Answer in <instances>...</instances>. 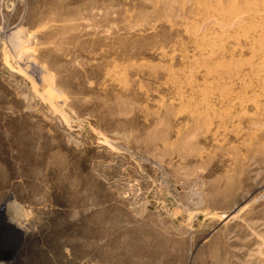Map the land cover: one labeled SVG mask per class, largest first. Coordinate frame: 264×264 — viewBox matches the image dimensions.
<instances>
[{
    "label": "rangeland",
    "instance_id": "obj_1",
    "mask_svg": "<svg viewBox=\"0 0 264 264\" xmlns=\"http://www.w3.org/2000/svg\"><path fill=\"white\" fill-rule=\"evenodd\" d=\"M264 264V0H0V258Z\"/></svg>",
    "mask_w": 264,
    "mask_h": 264
},
{
    "label": "built area",
    "instance_id": "obj_2",
    "mask_svg": "<svg viewBox=\"0 0 264 264\" xmlns=\"http://www.w3.org/2000/svg\"><path fill=\"white\" fill-rule=\"evenodd\" d=\"M0 264H10V262L5 258H0Z\"/></svg>",
    "mask_w": 264,
    "mask_h": 264
}]
</instances>
